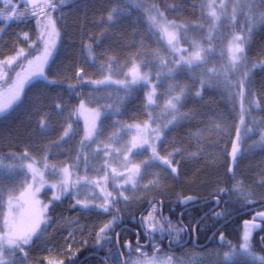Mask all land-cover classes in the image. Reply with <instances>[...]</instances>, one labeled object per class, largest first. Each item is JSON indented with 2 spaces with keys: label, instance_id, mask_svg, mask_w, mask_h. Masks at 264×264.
I'll list each match as a JSON object with an SVG mask.
<instances>
[{
  "label": "trees",
  "instance_id": "16d2710c",
  "mask_svg": "<svg viewBox=\"0 0 264 264\" xmlns=\"http://www.w3.org/2000/svg\"><path fill=\"white\" fill-rule=\"evenodd\" d=\"M131 1L53 0L54 9L44 7L34 11L31 17L25 16L13 23L0 21V59L17 57L23 49L25 55L19 57L17 67L42 52L41 36L47 18L54 19L61 31L59 49L47 69L49 81L35 82L25 92L21 104L0 118V163L13 164L11 155L15 154L48 159L58 166L78 163L80 158L83 163V156L79 153L83 125L75 116L81 101L104 111L100 132L105 138L117 131L119 122L134 125L149 120L150 106L144 87L125 89L111 85L94 88L90 83L99 81L110 72L119 70L121 73L133 62L148 64L154 69L152 58L161 43L142 11L133 8ZM141 1L157 4L169 20L195 24L199 28L197 36L207 38L212 27L210 0ZM247 4L253 7L250 19H246L241 9L236 22L219 25L216 40L210 42L215 53L206 64L211 68L222 64L223 48L230 33L244 36L247 60L243 65L248 69V79L244 84L243 113L241 101L234 95L239 89L230 86L238 81L235 76L201 87L199 80L203 71L199 68L176 74L177 82L190 86L192 92L180 108L183 119L164 131L159 145V155L170 159L171 167L176 171L172 172L168 167L157 184H146L130 196L108 185L110 195L105 205L108 211L88 204V208H84L67 197L54 202L46 224L26 255L14 254L10 264H78L82 258L93 254L99 258L92 257L82 264H105L104 261L116 264L113 256L117 253L119 230L138 228L139 216L154 199L163 202L164 217L179 226H186L192 236L196 222L210 209H215L213 215L206 216L196 225L197 230L212 222L215 229L221 227L219 236L224 233L223 244L215 240L213 248L225 250L227 254H231L233 248L241 249L242 221L256 216L249 213L252 208L264 206V146L252 147L264 135V0H247ZM13 6L10 2H0V12H10ZM25 7L21 4L19 8ZM110 13L113 15L111 22L108 20ZM88 46L92 49L91 59ZM111 61L115 63H111L109 69ZM112 96L113 100L105 101L106 97ZM69 124L72 132L64 137ZM246 129L250 130L247 134ZM234 144L238 146L235 159L232 158ZM144 155L147 153L136 156V159H142ZM2 175L0 183L5 191L4 199L0 200V222L5 214V199L15 195L25 180L24 177ZM238 183H243L254 198L234 194L232 188ZM49 197L50 193H47L46 199ZM189 197L191 200L187 201ZM217 199L219 206L214 201ZM203 202L209 203L185 211L187 207ZM182 211H185L181 217L183 224L179 220ZM261 211L264 212V208ZM114 217H119L120 222L111 231L101 234L105 238L98 242L100 229ZM263 229L264 223L256 233ZM256 238L251 250L256 256L264 257ZM107 239L112 243H106ZM161 239L162 235H151V242L137 250L136 235L131 230H123L119 236L120 245L130 243L132 258L138 260L167 254L166 242ZM199 243L203 244L200 238ZM70 248L72 253H68ZM122 251L126 253L125 248ZM72 256L77 259L72 260ZM129 257L125 254L126 260ZM236 264L254 263L244 260Z\"/></svg>",
  "mask_w": 264,
  "mask_h": 264
},
{
  "label": "rangeland",
  "instance_id": "374dc122",
  "mask_svg": "<svg viewBox=\"0 0 264 264\" xmlns=\"http://www.w3.org/2000/svg\"><path fill=\"white\" fill-rule=\"evenodd\" d=\"M210 1L209 13L212 18V27L209 30L206 39L199 38L200 34L197 36V30L199 28L195 24H185L169 20L165 13L155 3L143 2L141 0H132L130 2L133 8L140 9V11H142L151 30L161 43V47L152 58V60H154L152 64H155L153 67L154 69H152L151 65L133 62L130 67L125 69L123 72L120 73L119 70L116 72H110L106 77L99 80L107 81L106 83H97L98 81H92L90 83L94 88L111 85H114L117 88H125L124 83H131L130 70L133 69L134 65L137 66L141 75L145 73L148 75V81L137 82L131 87L142 86L146 89V97L150 106L149 120L143 124L134 125H126L119 122L117 131L111 137L105 138L101 136L100 132V124L104 118V111L100 107H89L84 101H81V103H83V108H81L80 103L76 109L75 116L76 119H78L83 125V136L81 142L79 143L80 155L83 156V163L80 162V158L78 163L76 162L66 166H58L50 162L48 159L38 160L31 157L29 154L11 155L13 164H5L3 162L0 163V172H2V174L10 177L25 178L23 187L15 195L5 199V214L0 222V236H3L7 232L8 224L5 223V220H7L8 223L14 224L19 231H25L32 227L36 222L42 220L43 223L40 224L37 231L38 236L42 227L46 224L48 211L52 204L64 199L65 197L69 200H75L77 203L79 201L78 204L80 205L90 204L100 209L102 208L101 205L105 206L108 204V185L113 189L120 190V192L124 193L125 196H130L132 192L139 190L141 187L146 186V184L152 186L160 181L161 176L166 170H168V166L156 162L157 166L147 167L144 162L150 161L153 147H155L156 152L159 154V145L163 140L164 131L173 123L183 119L182 115L181 117H178L175 122L170 123V121H172V115L166 107L168 101L172 99L173 96L178 94L179 89H183L184 94L180 103L177 105L179 112L181 113L180 108L184 103L183 101L190 97L192 92V88H190V86H184L177 82L175 75L185 70H194L199 68L203 71V75L199 80L200 86L206 87L208 84L212 85L214 82H224L223 79L230 80L232 78L230 77L231 75L235 76L237 80L243 79L244 74L247 73L248 70L243 65V62L238 64L235 68H233L230 63V46L233 44L234 36L239 35L244 38L241 33L229 34L227 42L223 48V62L220 66L217 65V67L211 68L206 64L210 61L208 60L209 57L213 56L215 53L211 43L213 39L216 40L217 38V33L220 30L219 25L222 22H236L241 9L246 14V19H250L253 13V7L247 4V0ZM0 2H10L14 5L10 12H0L4 13L6 17L16 13L11 20L6 18L0 19V21L8 24L21 21V19L25 16L31 17L32 14H34V11L48 7L47 5L49 3L52 5L51 2H53V0H0ZM21 4L28 6L29 9L26 11H20L19 7ZM221 5H223V8H221ZM234 9L235 12L233 11ZM213 12H215L218 19L212 16ZM160 13H163V17L160 16ZM22 15H24L23 18H21ZM150 17H155L161 25L168 28L169 32L175 33V47L168 44L167 37L163 32L152 26ZM48 20L49 18L46 19L45 24L48 23ZM51 21L54 22L55 32L58 35H53L51 37V42L54 43V48H52V55L48 58L47 64L43 67L44 76L46 77L47 69L59 49V42L61 38V31L57 22L54 19H51ZM171 24L180 25L181 27H171ZM229 29H231V27H229ZM43 37L45 40L49 39L45 30L43 31ZM193 42L199 45V49L193 47ZM44 47L45 45L43 44L42 52L29 60L31 61V65L28 61L26 63H20L19 67H17L18 60H16L9 66L2 62H6L13 57L0 59V74H6L3 79H0V102H4L8 99V97L12 94L11 90L14 89V86L18 81H25L27 78L31 77L34 71H36L38 65L41 63V61L37 60L36 57H42ZM196 51H200V55L203 60L193 65L185 66L181 57L186 60ZM220 52H222V49ZM161 59H163L165 63L162 64L160 62ZM14 65L15 67L13 68ZM17 73H19V76H17ZM190 74L192 75V72ZM37 81L49 80L48 78L46 80L32 78L30 82L24 83L21 100L17 102L7 113L0 115V118L8 115L16 109L21 104L27 89ZM116 81H121L123 83H115ZM149 96L152 97L151 103L149 102ZM111 100H113V96L105 98V101ZM97 113L99 114L98 118H96ZM93 124H95L96 127V135L88 139L86 138V132L93 126ZM145 124L148 125L147 129H144ZM138 128L144 129L143 133L138 132ZM153 129L160 130L161 134L159 139H156L154 136L152 132ZM71 132L72 131H70V133ZM134 137L136 138L137 143L140 142L141 138L146 139L148 143L138 147H131ZM262 138H264V135L261 136L259 140L254 142L252 147H263L264 139ZM128 148H130V150H127ZM117 149L119 151H116ZM105 151L108 152L107 156L104 155ZM145 153H147V156L144 155L142 159L135 158L136 156H140ZM28 165H31L32 167L29 168ZM135 166H139V174L134 176V182H126V178L131 175L130 170H132ZM65 168L68 170L67 174H64L63 172ZM149 175L151 177L147 179ZM65 181L67 182V191L61 192L60 185ZM53 185L56 187H53ZM232 192L246 197L247 199L254 198L253 195L248 194L246 188L240 183L235 184ZM47 193H50L49 199H46ZM56 197H59V199H56ZM9 198H11L12 201L11 206H9L8 203ZM215 202L217 203V200H215ZM158 212L159 207L157 205L153 206L152 210L147 213L148 215L146 214V216L141 219L144 221L142 224L143 227L146 229L147 218L151 215L154 218L153 223L155 229H158L161 224L166 229L165 233L162 235L163 237L168 238L170 232H172L176 238V229H180L179 225L176 222H171L174 227L169 229V225L165 223L164 220L160 221ZM156 221H159V223H156ZM245 228L246 226L244 227V232ZM252 232L253 229L250 233V239L252 237ZM153 233L157 236L161 235L155 230ZM180 233L181 232H179V234ZM37 236H33L30 244L24 246L23 253L14 248L10 249L6 246L0 250V258L10 264L12 256L16 253L24 255ZM240 250H237V252ZM225 254H227V252L222 249L213 248L210 250H198L183 256H173L172 254H169L164 258H153L157 259V262L152 264H169V261L170 264H226ZM153 259L148 261H152ZM234 259L235 262L250 260L254 264H259L258 261H253L251 257L242 255H236ZM144 261L145 260H134L131 264H140V262Z\"/></svg>",
  "mask_w": 264,
  "mask_h": 264
},
{
  "label": "snow or ice",
  "instance_id": "6c2138e0",
  "mask_svg": "<svg viewBox=\"0 0 264 264\" xmlns=\"http://www.w3.org/2000/svg\"><path fill=\"white\" fill-rule=\"evenodd\" d=\"M63 2V0H62ZM48 7L54 9L55 5H51L50 3L47 5ZM221 8H223V5H221ZM116 10L114 9L113 12H115ZM235 12V9L233 10ZM16 15V13H13L12 15L9 16H5L4 13H0V19H8L11 20L13 18V16ZM160 16L163 17V13H160ZM212 16L214 18L216 17L215 12L212 13ZM108 20L111 22L113 21V15L110 13L108 16ZM150 22L152 24L153 27H155L156 29H158L159 31L163 32L165 34V36L167 37V41L168 44L172 47H175L174 41L176 40V36L175 33L169 32L167 27H164L163 25H161L155 17H150ZM171 27H175V28H180V25H175V24H171ZM44 30L47 32V36L49 39L45 40L43 35L41 36V40L43 41L45 47H44V51L42 54V57H36L37 60H40L41 63L40 65H38L36 71H34L31 75L30 78H27L25 81H18L17 84L14 86V89L11 90L12 94L8 97V99L4 102H0V115H4L5 113H7L9 110L12 109V107L21 100V93L23 92V86L24 83L26 82H30V80L32 78L35 79H47L46 76H44V72H43V67L45 64H47L48 58L52 55V48H54V43L51 42V37L53 35H58L55 32V27H54V22L51 21V19L49 18L48 23L44 25ZM193 47L199 49V45L195 44V42H193ZM230 53H231V57H230V63L232 65L233 68H235L238 64H241V62H246L247 57L245 55V51H244V38L237 35L234 36L233 38V44L230 46ZM24 51L23 49L20 50V52L17 54V57H13L10 58L9 60H7L6 62H2L5 63L7 65H12L16 60L19 59V57L24 56ZM88 56L89 58H93L92 57V49L91 46H88ZM181 60H183V64L185 66H190L193 65L195 63L201 62L203 60V58L200 55V51H196L194 52L191 56L188 57V59H184L183 57H181ZM162 64L165 63L163 61V59H161L160 61ZM111 63H115V61H111L110 64L108 65L109 69H110V65ZM29 64L31 65V61H29ZM246 66V65H245ZM131 73V83H124V87L130 88L133 84H136L137 82H147L148 81V75L145 73L143 75L140 74L139 68L137 66H133V69L130 70ZM4 75L6 74H0V79L4 78ZM17 76H19V73H17ZM81 79H83V77H81ZM248 79V73L244 74V78L240 79L236 82L235 85H230L231 87H235L237 89H239V91L235 92L234 95L240 99L241 101V113H243L244 109H243V97H244V84L246 82V80ZM107 81H98L97 83H106ZM51 83V82H50ZM115 83H123L121 81H116ZM203 85V82H202ZM184 94V90L183 89H179L178 90V94L173 96L172 99H170L166 105V107L168 108V110L170 111L171 115H172V121H170V123L175 122L177 120L178 117H181L183 114H181L179 112V109L177 107V105L180 103L181 98ZM197 95H199V92H197ZM149 102H152V97L149 96ZM57 107H59V105H57ZM81 108H83V103H81ZM99 117V114H96V118ZM240 122L241 124L244 123L243 120V114H241L240 117ZM41 128H44V124L41 123ZM148 125L145 124L144 129H147ZM144 129H137L138 132L143 133ZM71 131V125L69 124L68 128L66 130H64V137L69 136V133ZM246 134L248 131H250L249 129H246ZM154 136L156 137V139H159L160 137V130L159 129H153L152 130ZM96 135V127L95 124H93V126L91 128H89L86 132V138L90 139L92 136ZM63 139V137H62ZM240 137H239V132L237 133V140L239 141ZM264 139V138H262ZM148 143V141L146 139L141 138L140 142L137 143L136 138H133L131 147H138V146H142L143 144ZM127 150H130V148H128ZM116 151H119L118 149ZM238 152V146L236 144L233 145L232 148V158L235 159L236 155ZM104 155L107 156L108 152L105 151ZM171 155V153L169 154ZM156 162H159V164L162 165H166L169 168H171L172 172H175L176 169L171 167L172 166V161L168 158L165 157H161L159 156V154L156 152L155 147L152 148V157L150 158V161H145V165L147 167H152V166H157ZM29 168H31V165H28ZM114 171V170H113ZM131 171V175H129L126 178V182H134V176L138 175L140 172V168L139 166H135ZM64 174H67L68 170L67 168H65L63 170ZM3 179V175L2 172H0V181H2ZM53 187H56L55 185H53ZM60 190L61 192H66L67 191V182H63L60 185ZM4 187L2 185V183H0V200L4 199ZM110 195V194H109ZM56 199H59V197H56ZM191 198H187V201H190ZM186 201V202H187ZM9 206H11V198H9L8 200ZM79 203V201H78ZM217 203H219V201H217ZM101 207L104 209V211H108V208L104 205H101ZM84 208H88V205L85 204ZM218 216L221 214H217ZM257 217L261 220H264V213H258ZM257 217L253 218V221H255L257 219ZM161 219H163L165 221V223H167L169 225V229L173 228L174 226L172 225L171 221L168 220L166 217H162ZM154 218L150 215L147 218V225H146V231L147 229H154L156 232H159L161 235H163L166 231V229L164 228V226L161 224L160 227L158 229H155L154 223H153ZM119 217H114L113 220L111 222H109L108 224H106L103 228L100 229V233L98 234V242L100 239H104L105 237L101 234H106L108 231H111L114 227L115 224L119 223ZM5 223L8 224V228H7V232L3 235L0 236V250H2L3 248H5L6 246L9 247L10 249H16L19 250L21 253H23L24 250V246L29 245L32 237L33 236H37V231L40 227V224L43 223L42 220L36 222L32 227H30L29 229L25 230V231H19L17 230L16 226L14 224L8 223L7 220H5ZM141 223L143 224L144 221H141ZM156 223H159V221H156ZM259 225L256 223H252L250 226H248V223L246 222V228H245V232L243 235V243L241 246V250L239 252H237V250L235 248L232 249V253L231 254H225V262L226 264H236L235 262V256L236 255H242V256H246V257H251V259L253 261H258L259 264H264V257H260V256H256L254 253H252L250 251V233L252 229H256L258 228ZM184 231L183 228L180 229H176L177 235H179V232ZM221 239H223V237H221ZM106 243H112V241L110 239L106 240ZM231 247V245H230ZM137 250H139V243H137ZM113 259L115 260L116 264H122V262L119 259V252L117 251L116 254H114ZM0 264H8L7 261H5L4 259L0 258ZM140 264H152V261H144V262H140ZM170 264V261H169Z\"/></svg>",
  "mask_w": 264,
  "mask_h": 264
},
{
  "label": "flooded vegetation",
  "instance_id": "af4514ba",
  "mask_svg": "<svg viewBox=\"0 0 264 264\" xmlns=\"http://www.w3.org/2000/svg\"><path fill=\"white\" fill-rule=\"evenodd\" d=\"M186 203H189V202H186ZM207 203H209V202H203V203H200V204L192 205L190 207H187L185 209V211H189L190 212V210H193L196 207L205 206V204H207ZM155 205L158 206L157 203ZM152 208H151V210H152ZM161 210H162V214H163V206H162V208L160 206L159 211H161ZM214 210L215 209H210L207 214L203 215L201 220L196 222L197 223L196 225H199L200 221H202L206 216L213 215ZM185 211L181 212V216H180V219H179L181 224H183L182 221H181V217H183ZM260 211H257L256 208H252L249 211V213L250 214H253V213L257 214ZM250 221H253V219H244L242 222H243L244 225H246V222L247 223H251ZM255 221L258 222V223L261 222V221H259L257 219ZM261 224H262V222L260 223L258 228L253 229L252 237L250 239V249L252 248L251 245L255 244V243H252V241L258 236L256 238L255 242H256V244L257 243L259 244V248H261L262 252H264V229L261 230L260 232L256 233V231L260 228ZM196 225H195V228H194V231H193L194 232L193 236L191 235V233L189 232L187 227L184 226V225L179 226L180 228H183L184 231H181V233L179 235H177L178 238L177 237L175 238V236L173 235L172 232H170L168 238L162 236V239L160 241L166 242V247L168 249V254H172L173 256H183L185 254L193 253V252L198 251V250H210V249H213V243H214L215 240H218L220 245L223 244V239L221 241L220 238L224 237V233L220 234V236H219V232L221 231V227H218L217 229H215L214 226H212V222H209L208 226L200 228L199 230H197ZM137 227L138 228H135V229L132 228L131 229V231L136 235V241L135 242H136V244L139 243V247H146L144 245L147 244V242H149V243L151 242V235L153 237L156 236L153 233L154 230L151 229V230H147L146 231V229L143 227L142 223H139L137 225ZM121 233H122V231H121ZM199 238L203 241V244L199 243ZM144 239H145L146 242H144ZM118 242H119V240H118ZM131 246L132 245H130V249L126 251V253H128L130 255V257L128 258V260L125 259V264H130L131 258L134 255L132 250H131ZM119 247H120V250L122 251L123 246L120 245V242H119ZM188 250H191V251H188ZM117 251L119 252L118 248H117ZM68 252L72 253V248H70ZM183 252H186V253H183ZM122 254L124 256L125 253L122 251ZM119 255H120V253H119ZM92 257L93 258L94 257L99 258V256L96 255V254L89 255V256H86V257L82 258V262H80L79 264H82L84 261H86L87 259H90ZM71 259L75 260V259H77V256H72ZM132 259H134V258H132ZM120 260H121V262L123 264V260H122L121 256H120Z\"/></svg>",
  "mask_w": 264,
  "mask_h": 264
},
{
  "label": "water",
  "instance_id": "95a60500",
  "mask_svg": "<svg viewBox=\"0 0 264 264\" xmlns=\"http://www.w3.org/2000/svg\"><path fill=\"white\" fill-rule=\"evenodd\" d=\"M217 201H219V200H217ZM154 203H156V201H152V202L149 204L148 208H147V209L141 214L139 220H141V218L144 216V214L147 213V212L150 210L151 206H152ZM158 203L162 205V203H161L160 201H158ZM217 204L219 205L220 202L217 203ZM162 216H163V215H162V212H161V217H162ZM257 219L260 220V221H264V220L259 219L258 217H257ZM258 225H259V224H258ZM127 229H128V228H127ZM120 232H121V231H120ZM126 248H129V244L126 245ZM175 249H176V248H175ZM119 251H120V249H119ZM106 264H107V263H106ZM123 264H125V261H124V260H123Z\"/></svg>",
  "mask_w": 264,
  "mask_h": 264
},
{
  "label": "bare ground",
  "instance_id": "6f19581e",
  "mask_svg": "<svg viewBox=\"0 0 264 264\" xmlns=\"http://www.w3.org/2000/svg\"><path fill=\"white\" fill-rule=\"evenodd\" d=\"M238 184H239V183H238ZM240 184H242V185L244 186V184H243V183H240ZM234 186H235V185H234ZM234 186H233V187H234ZM232 189H233V188H232ZM250 251H252V250H250ZM252 252H253V251H252Z\"/></svg>",
  "mask_w": 264,
  "mask_h": 264
}]
</instances>
